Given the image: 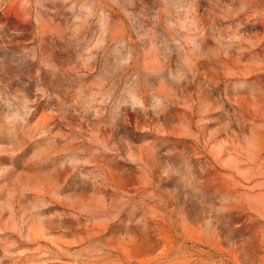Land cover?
I'll return each instance as SVG.
<instances>
[{"label": "rangeland", "instance_id": "1", "mask_svg": "<svg viewBox=\"0 0 264 264\" xmlns=\"http://www.w3.org/2000/svg\"><path fill=\"white\" fill-rule=\"evenodd\" d=\"M0 264H264V0H0Z\"/></svg>", "mask_w": 264, "mask_h": 264}]
</instances>
